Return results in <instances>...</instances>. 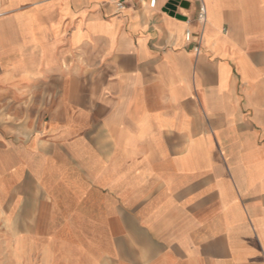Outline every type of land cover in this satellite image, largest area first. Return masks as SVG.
I'll use <instances>...</instances> for the list:
<instances>
[{
  "label": "crops",
  "instance_id": "crops-1",
  "mask_svg": "<svg viewBox=\"0 0 264 264\" xmlns=\"http://www.w3.org/2000/svg\"><path fill=\"white\" fill-rule=\"evenodd\" d=\"M148 1L0 0L1 263L264 264V0Z\"/></svg>",
  "mask_w": 264,
  "mask_h": 264
},
{
  "label": "built area",
  "instance_id": "built-area-1",
  "mask_svg": "<svg viewBox=\"0 0 264 264\" xmlns=\"http://www.w3.org/2000/svg\"><path fill=\"white\" fill-rule=\"evenodd\" d=\"M155 1L156 0H149L148 1V4H149V7H154L155 5ZM197 15H196V18L197 20L200 22V23H203L205 22V19H206V8H205V5L203 3L202 0H197ZM123 7V2L122 1H117L116 2V8H122ZM184 39L186 42H190L191 39H192V34L190 31H186L184 33ZM198 50V47L196 46L195 47V51Z\"/></svg>",
  "mask_w": 264,
  "mask_h": 264
},
{
  "label": "water",
  "instance_id": "water-1",
  "mask_svg": "<svg viewBox=\"0 0 264 264\" xmlns=\"http://www.w3.org/2000/svg\"><path fill=\"white\" fill-rule=\"evenodd\" d=\"M175 2H176V0H171L170 3L167 4V7L173 10L174 9L173 4H175ZM177 17H181V16L177 15Z\"/></svg>",
  "mask_w": 264,
  "mask_h": 264
},
{
  "label": "rangeland",
  "instance_id": "rangeland-1",
  "mask_svg": "<svg viewBox=\"0 0 264 264\" xmlns=\"http://www.w3.org/2000/svg\"><path fill=\"white\" fill-rule=\"evenodd\" d=\"M186 13V12H185ZM0 264H5V263H1V261H0Z\"/></svg>",
  "mask_w": 264,
  "mask_h": 264
}]
</instances>
